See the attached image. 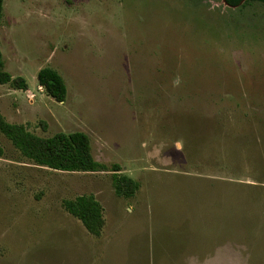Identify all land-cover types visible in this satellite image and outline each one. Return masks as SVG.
<instances>
[{
	"label": "rangeland",
	"instance_id": "obj_1",
	"mask_svg": "<svg viewBox=\"0 0 264 264\" xmlns=\"http://www.w3.org/2000/svg\"><path fill=\"white\" fill-rule=\"evenodd\" d=\"M0 112L82 130L108 170L63 171L0 133V264H264V3L4 0ZM64 78L58 102L37 80ZM139 182L119 196L113 165ZM93 194L100 235L63 206Z\"/></svg>",
	"mask_w": 264,
	"mask_h": 264
},
{
	"label": "trees",
	"instance_id": "obj_2",
	"mask_svg": "<svg viewBox=\"0 0 264 264\" xmlns=\"http://www.w3.org/2000/svg\"><path fill=\"white\" fill-rule=\"evenodd\" d=\"M230 6L238 5L242 0H225ZM264 3V0H257ZM4 0H0V23L3 17ZM40 86L47 95L58 102L66 100L67 86L63 76L54 68L42 67L37 73ZM0 84H9L16 89H27L25 77L12 76L4 68L3 53L0 42ZM0 133L5 135L12 144L27 158L35 163L63 171L97 172L108 170L104 163L97 161L92 153L91 139L82 130L57 132L43 137L29 131L25 125L9 122L0 112ZM3 148L0 145V156ZM113 183L116 194L131 197L139 188V182L126 174L119 173L120 167L115 164ZM64 208L78 218L85 228L94 235H100L104 224L103 206L93 194L78 195L74 199H65Z\"/></svg>",
	"mask_w": 264,
	"mask_h": 264
}]
</instances>
